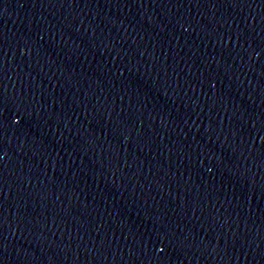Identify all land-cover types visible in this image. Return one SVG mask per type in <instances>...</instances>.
Wrapping results in <instances>:
<instances>
[{"label":"water","instance_id":"1","mask_svg":"<svg viewBox=\"0 0 264 264\" xmlns=\"http://www.w3.org/2000/svg\"><path fill=\"white\" fill-rule=\"evenodd\" d=\"M0 264H264V0H0Z\"/></svg>","mask_w":264,"mask_h":264}]
</instances>
